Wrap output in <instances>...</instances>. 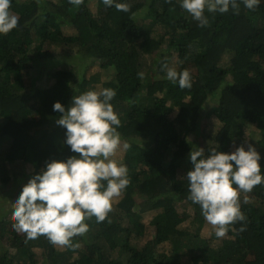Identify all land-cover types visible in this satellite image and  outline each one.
Here are the masks:
<instances>
[{
    "label": "trees",
    "instance_id": "obj_1",
    "mask_svg": "<svg viewBox=\"0 0 264 264\" xmlns=\"http://www.w3.org/2000/svg\"><path fill=\"white\" fill-rule=\"evenodd\" d=\"M117 2L130 11L103 0L79 7L11 0L18 26L0 34V264H264V185L240 193L246 219L218 238L188 199L185 178L196 149L188 136L204 115L215 124L202 135L205 155L251 143L264 173V2L255 10L241 0L238 12L205 10V27L179 0ZM175 54L173 66L168 58ZM72 59L95 61L98 70L85 76L55 66ZM165 65L189 70L192 87L169 81ZM102 88L116 91L111 103L121 142L130 145L123 156L130 183L103 222L85 221L89 230L72 238L75 247L7 232L14 229L13 200L28 179L46 161L74 154L53 103L67 110L74 95ZM11 174L18 176L16 197L2 190ZM221 239L227 241L219 248L210 244Z\"/></svg>",
    "mask_w": 264,
    "mask_h": 264
},
{
    "label": "clouds",
    "instance_id": "obj_2",
    "mask_svg": "<svg viewBox=\"0 0 264 264\" xmlns=\"http://www.w3.org/2000/svg\"><path fill=\"white\" fill-rule=\"evenodd\" d=\"M68 2L79 7L84 0ZM241 2L245 8L255 10L264 0ZM179 3L200 27L208 24L205 10L211 13H226L230 7L239 10L237 0H179ZM103 4L123 12L131 8L129 3L117 0H103ZM10 7L11 0H0V34L18 26L19 18L10 12ZM164 67L173 84L182 89L192 87L189 70ZM115 96V89L102 88L74 95L67 110L61 102L53 103V110L61 114L56 123L66 129L64 144L74 154L63 160L46 161L22 186L13 200V228L17 233H24L29 240L43 235L53 245L75 247L72 238L88 232L87 219L94 216L97 223L106 219L113 198L119 197L130 183L127 165L110 158L121 146L117 130L121 121L111 103ZM122 146L125 150L130 147L127 142ZM188 159L192 165L185 176L188 199L199 204L216 237H224L228 226L246 219L240 208V193L264 185L261 155L248 143L247 148L241 144L230 152L213 148L208 155L197 147L190 150ZM16 183L13 179L9 184Z\"/></svg>",
    "mask_w": 264,
    "mask_h": 264
},
{
    "label": "rangeland",
    "instance_id": "obj_3",
    "mask_svg": "<svg viewBox=\"0 0 264 264\" xmlns=\"http://www.w3.org/2000/svg\"><path fill=\"white\" fill-rule=\"evenodd\" d=\"M54 54H56V56H57V58H58V56L60 57V58H63V55H62V53H60L58 50H56V51H54ZM65 57H67V56H65ZM71 57H68V58H65V59H63V60H69ZM168 61L173 65V66H176L177 65V57H176V54L174 55V56H172V57H170V58H168ZM62 65H63V67H62ZM65 64L63 63H59V64H56L55 66L57 67V68H60L61 70H63V71H65V70H70V69H72V68H74L75 70H76V73H80V74H82V72L85 74V76L86 75H90V74H92V73H95V72H97V70H98V68H97V63H95V61H87V60H79V59H72V62H70L69 64H66V68H65V66H64ZM76 67V68H75ZM82 70V72H81V70ZM42 74V71H40V72H38L37 74H36V77L38 76V75H41ZM107 75V73H105V76ZM204 116H206V115H204ZM202 117V118H199V122H198V126H197V130L194 132V133H192L191 135H189L188 136V138L192 141V143L194 144V148H197V147H202V145H203V142H204V140H203V132H204V130L205 129H207L208 128V126L210 127H213V126H215V124H212V123H210L209 122V120L208 119H206L205 117ZM212 122V121H211ZM123 142H121V146H120V148H118V150L116 151V153L112 156V157H110V158H113V157H115L116 158V160L117 161H122L123 162V156H124V154H125V149L123 148ZM19 172H20V170H16L15 171V173L16 174H19ZM11 176H12V180L13 179H15V178H17L18 176L17 175H13V174H11ZM13 185H15V186H17V183L16 184H13ZM11 188V184H9V185H5V187L4 188H2V190L4 191V192H9V191H13V195L16 197L17 196V190H14V189H10ZM5 193H3V195H4ZM13 202L11 201V202H9L8 203V205L6 206V207H8V206H10V204H12ZM7 208H5L4 207V210H6ZM2 213H4L3 211H1ZM6 212V211H5ZM147 220L148 219H145V222H147ZM7 232H9V233H11V232H13L14 234H16L18 231L17 230H15V229H13V231H12V228H8V230H7ZM210 232H208V234H206L207 235V238L210 236ZM148 238V237H147ZM146 238V239H147ZM144 240L143 241H145L146 239L145 238H143ZM139 240L141 241V238H139ZM225 241H227V240H225V239H221V240H219V241H212V243H210L212 246H214L213 248H219V247H221V246H223L224 244H225ZM56 247H58V249L60 248V246L59 245H56Z\"/></svg>",
    "mask_w": 264,
    "mask_h": 264
}]
</instances>
